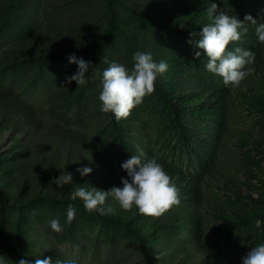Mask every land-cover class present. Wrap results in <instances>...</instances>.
Masks as SVG:
<instances>
[{"label":"rangeland","instance_id":"1","mask_svg":"<svg viewBox=\"0 0 264 264\" xmlns=\"http://www.w3.org/2000/svg\"><path fill=\"white\" fill-rule=\"evenodd\" d=\"M216 2L238 19L249 14L264 21V0ZM208 5L209 0H0V188L16 195L19 207L0 215V255L8 264L45 256L79 264H146L145 239L154 264H242V256L261 242L264 43L250 23L230 42L228 48L251 49L255 59L238 87H226L205 71L202 50L195 57L188 43L191 32L211 22ZM137 50L165 60L168 69L126 118L100 110L99 80L91 75L85 86L64 83L76 71L67 62L69 53L91 61L95 73L107 67L104 58L131 68ZM137 149L162 164L180 190L179 204L148 216L109 199L115 214L100 216L71 199L77 187L120 186L126 178L121 162ZM85 165L92 170L81 176L77 169ZM61 171L70 172L73 182L57 188L54 178ZM68 204L77 209L70 223ZM53 217L64 225L62 232L49 228Z\"/></svg>","mask_w":264,"mask_h":264},{"label":"clouds","instance_id":"2","mask_svg":"<svg viewBox=\"0 0 264 264\" xmlns=\"http://www.w3.org/2000/svg\"><path fill=\"white\" fill-rule=\"evenodd\" d=\"M211 22L201 25L198 32H191L188 41L194 49L193 56L200 57L201 50L207 56L205 71L218 75L226 87H238L251 72L255 53L251 49L240 47L228 48L230 42L240 39L242 33L248 31V23L255 25L254 33L259 42L264 43V21L257 23L251 15L246 14L243 20L236 14H229L226 7H218L216 0H209L205 9ZM198 37L193 39V37ZM69 64L75 63L76 71L65 75L64 83L75 81L76 85L85 86L89 75L99 80L98 100L102 112H111L115 119L126 118L130 111L141 104L146 95L155 89L158 75L168 69V63L161 59L156 61L150 52L137 50L132 54L131 68L116 60L104 61L107 67L93 73L91 61L78 57L75 53L66 55ZM90 74L85 75L86 72ZM88 158V157H87ZM88 159H91L88 158ZM121 169L126 172V178H120V186H112L108 190L94 186L77 187L71 194V199L79 198L85 211L94 212L100 216L115 214V208L108 203L109 199L119 204L123 210L132 209L148 216H160L165 210L180 203V190L170 175L154 157L146 158L143 149H137L135 154L121 162ZM88 166L77 169L81 176L91 172ZM72 174L61 171L54 178L57 188L71 183ZM77 213L73 204L66 208V222H71ZM49 228L56 233L62 232L64 225L56 217L48 221ZM242 264H264V242L257 243L241 258ZM0 264H8V259L0 255ZM15 264H79L77 259H55L45 256L34 260L20 258Z\"/></svg>","mask_w":264,"mask_h":264},{"label":"trees","instance_id":"3","mask_svg":"<svg viewBox=\"0 0 264 264\" xmlns=\"http://www.w3.org/2000/svg\"><path fill=\"white\" fill-rule=\"evenodd\" d=\"M128 9H129V11H131L132 13H134L133 10H131V8H128ZM172 109H173V112L174 113H177L176 110H175V108L173 106H172ZM0 204H1V208H0V215L1 216L4 215V213H3L4 212V208H7V207L10 208V209H14L15 211H19V207H18L17 200H16V195L15 194L9 195V193H3L2 192V188H0ZM20 219H21V215H18V221H20ZM111 221L114 222V223H116V224H119V225H124L125 227L128 226L126 224V222H123V221H121L118 218H112ZM190 229H191L190 226H187L186 227V230L189 231ZM0 231H1V228H0ZM192 233H194V232L192 231ZM147 235L148 236H152V232L149 231V230L146 231V236ZM177 238H179V236H176V239ZM147 241L148 240H146V239L141 241L142 256H143L144 261H145L146 264H154V261L151 259L150 254H149L150 247H148L146 245V242ZM261 242H264V235H263V237L261 239ZM21 247H22V245H21V238L18 237L17 242H16V249H17L20 257H21V250H22Z\"/></svg>","mask_w":264,"mask_h":264}]
</instances>
